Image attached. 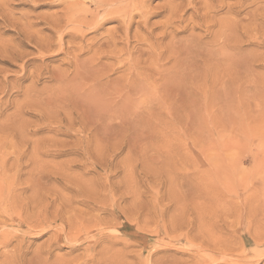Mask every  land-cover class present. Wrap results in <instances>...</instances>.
<instances>
[{
  "label": "rangeland",
  "instance_id": "obj_1",
  "mask_svg": "<svg viewBox=\"0 0 264 264\" xmlns=\"http://www.w3.org/2000/svg\"><path fill=\"white\" fill-rule=\"evenodd\" d=\"M132 5L0 0V264H264V0Z\"/></svg>",
  "mask_w": 264,
  "mask_h": 264
},
{
  "label": "bare ground",
  "instance_id": "obj_2",
  "mask_svg": "<svg viewBox=\"0 0 264 264\" xmlns=\"http://www.w3.org/2000/svg\"><path fill=\"white\" fill-rule=\"evenodd\" d=\"M89 2H92V3H94V7H95V10H102L103 12H104V14L106 15V16H109V15H112L113 13H114V11L116 12L117 10H112V9H115V8H113L114 6H113V4H114V2L115 1H117V0H101V1H98V2H96L95 3V0H88ZM145 1H148V0H145ZM169 1H172V0H169ZM124 2V1H123ZM130 2L133 4L132 6L134 7H136V9H137V7H139V6H141L140 4H142V2H143V0H130ZM119 3V2H118ZM122 3V2H121ZM147 3V2H146ZM167 3H170V2H167ZM123 4V3H122ZM77 3H73L72 4V6H74V7H77ZM116 5V4H115ZM118 5V4H117ZM117 5H116V8H118L117 7ZM125 5V4H124ZM168 5V4H167ZM166 5V6H167ZM172 5V4H171ZM93 6V5H92ZM129 6V5H128ZM143 7H144V3H143V5H142ZM102 7H105V8H103L102 9ZM122 7V6H121ZM174 7V6H173ZM71 9H72V7H70ZM87 8V7H86ZM167 8V7H166ZM169 8V7H168ZM167 8V9H168ZM71 9H68L67 10V14H69V13H71V11H73V9L71 10ZM119 9V8H118ZM135 9V8H134ZM170 9V8H169ZM85 10V11H84ZM84 10H82V11H84V13H83V15L78 19V20H75V18L74 17H70L69 15H67L66 16V21L68 22V23H72V25H73V22H76V23H79V25H81V27L83 28V27H87V28H89L90 27V29H91V27H93V29L94 28H96V29H98L97 27L99 26H101L102 27V25H103V22H104V19L101 21V22H99L100 20H95V21H93V20H88V18L90 19V17H87L88 16V14H89V12H88V10H87V12H86V9H84ZM133 11V10H132ZM138 11V10H137ZM136 11V12H137ZM169 12H170V10H169ZM172 12V11H171ZM116 13H118V12H116ZM138 13V12H137ZM141 14V13H140ZM90 16H91V14H90ZM62 17V16H61ZM93 17V16H92ZM112 17V16H111ZM59 18V17H58ZM71 18H73V19H71ZM110 18V17H109ZM112 18H114V16L112 17ZM110 19V20H113V19ZM118 18V17H117ZM63 19V18H62ZM64 19V20H65ZM101 19V18H100ZM106 19V18H105ZM108 19V18H107ZM119 19V18H118ZM117 19V20H118ZM121 20L123 19V23L125 22L124 21V19H125V17H123V18H120ZM119 19V20H120ZM60 20V19H59ZM109 20V21H110ZM115 20H116V18H115ZM61 22V21H60ZM126 23V22H125ZM143 23V22H142ZM69 24V25H70ZM105 24V23H104ZM126 25V24H125ZM75 26V25H74ZM73 26V27H74ZM86 28V29H87ZM90 29H88V30H90ZM92 29V30H93ZM63 34V33H62ZM114 34V33H113Z\"/></svg>",
  "mask_w": 264,
  "mask_h": 264
}]
</instances>
